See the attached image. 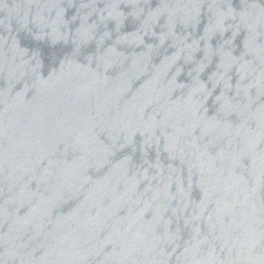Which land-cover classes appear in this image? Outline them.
Masks as SVG:
<instances>
[{
  "label": "water",
  "instance_id": "water-1",
  "mask_svg": "<svg viewBox=\"0 0 264 264\" xmlns=\"http://www.w3.org/2000/svg\"><path fill=\"white\" fill-rule=\"evenodd\" d=\"M0 264H264V0H0Z\"/></svg>",
  "mask_w": 264,
  "mask_h": 264
}]
</instances>
